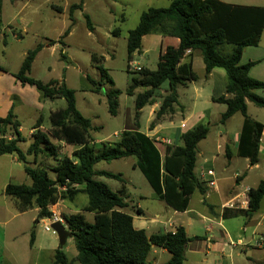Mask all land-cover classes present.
I'll return each mask as SVG.
<instances>
[{
  "label": "trees",
  "instance_id": "obj_1",
  "mask_svg": "<svg viewBox=\"0 0 264 264\" xmlns=\"http://www.w3.org/2000/svg\"><path fill=\"white\" fill-rule=\"evenodd\" d=\"M2 4L3 0H0V12ZM82 6L83 2L74 8L82 9ZM85 18L87 28L93 31L89 16ZM263 30L264 8L260 7L231 5L220 0H171L168 7L147 9L142 13L139 25L129 31L128 61L132 60L135 53L141 52L143 38L147 35L160 34L177 38L180 45L178 48H166L159 58L157 70L141 68L136 73L128 71L132 77L126 94L136 96V117H139L144 107L159 97L163 102L150 128H155L165 115L173 113L174 107L179 105L178 88L198 79L192 63H182V60L189 50L199 52L207 77L217 68L226 72V95L213 101L227 105V111L222 115V125L236 113L244 116L238 155L249 159L252 165L258 164L264 125L249 117L247 104L250 102L264 109V98L255 93L264 89V83L249 74L255 63L241 64V59L246 47L259 45ZM119 32L116 30L114 34ZM69 33L70 29L63 38ZM226 46H232L231 54L224 52ZM43 48L40 44L29 51L20 70L13 76L23 86L36 88L40 100L64 99L66 107L51 113V128L47 132L40 129L41 120L37 121L33 127L36 131L32 134V142L26 151L20 146L25 139L19 131L21 122L13 109L5 118H0V156L15 155L31 180L29 185L10 182L5 188V196L15 201L20 213L37 208L39 219H50L53 215L51 206L60 200L75 201L80 193L86 194L88 204L84 211L94 213V222H89L81 213L63 215L67 228L73 235L77 250L75 261L79 264H150L149 255L153 247L170 254V259L165 264H185L188 244L202 238H189L184 227H178L174 232L152 235H148L145 230L136 229L133 215L127 212L130 207L126 195L127 181L121 174L99 171L96 166L101 162L134 157L137 160L134 166L142 172L159 199L177 210L185 211L195 191L203 195L207 191L204 183L197 177L195 168L197 146L207 138L209 127L200 125L185 132L182 136L183 145L167 146L164 153L156 140L139 130H124L117 141L103 143L102 148L97 150L91 132L100 128L94 127L92 121L79 111L76 91L65 80L44 83L29 77ZM94 57L93 55L92 60ZM0 71L6 72L2 67ZM98 71L101 82L106 81L111 85L105 96L109 114L116 117L122 92L115 89L104 66L100 65ZM87 80L93 87L98 84L90 77ZM137 89L144 91L135 95ZM161 91L167 94L161 97ZM8 134L14 138L8 140ZM55 141L77 148L71 156L59 157L60 147ZM40 156L53 159L56 165L51 169L32 167L27 158L34 157L37 160ZM102 177L119 181L121 189L113 191L99 180ZM248 198L247 210L226 208L223 216L252 218L260 209L264 198V180L248 191ZM137 213L142 212L138 209ZM34 240L35 234L32 232L31 246ZM53 264L73 263L65 250L59 248L55 252Z\"/></svg>",
  "mask_w": 264,
  "mask_h": 264
},
{
  "label": "rangeland",
  "instance_id": "obj_2",
  "mask_svg": "<svg viewBox=\"0 0 264 264\" xmlns=\"http://www.w3.org/2000/svg\"><path fill=\"white\" fill-rule=\"evenodd\" d=\"M80 1L17 0L14 3L11 0L5 1L4 9L0 13V20L2 21V23L0 22V67L4 68L6 72L0 73V77H2L0 85L5 92L11 93L14 96L15 111L22 124L24 136L27 137L29 131L36 125L35 122L38 120H41L40 122L43 123V126L49 130L51 128L50 110L54 111L65 108V100H55L52 102L49 100L43 105V109L38 112L35 107L29 104V101L34 102L32 97H27V104L24 103L23 96L21 99L17 98L19 94L18 90L14 88L13 82L15 81L13 75L17 74L20 70L28 52L40 44L44 45L45 48H43L35 60L29 77L44 83L52 80H65L67 85L76 91L79 111L92 121L94 127L100 128L98 131L91 132L95 148L100 150L103 143L117 141L116 134L121 133L124 128H134L135 125L132 126V121L135 124L139 121L143 132L147 131L150 125L147 121L146 112L140 119L136 117V96L126 94L132 77L128 71L136 73L134 69L135 65L138 64L147 66L152 70L156 69L159 53L157 52V47L153 46L146 57H135L133 61L135 64L131 66L128 61L127 39L129 31L138 26L141 14L144 11L151 7H167L170 4V0H87V10L91 19L95 22L93 32L87 28L86 18L80 11H75L73 19H70L71 15L67 10L68 5L79 4ZM56 6L62 7L64 11L59 13ZM72 22H74V25L72 26L70 35L63 38L66 28L71 26ZM116 30L120 31L118 35L114 34ZM152 37L150 36L146 41V49L149 48L148 46L151 44L150 39ZM50 40L60 41L56 47L47 49V45L55 44L54 41ZM62 42H64V45H62ZM223 50L226 54H231L232 46H226ZM93 55L95 57L92 60ZM100 65L108 70L109 77L115 84V89L122 92L119 97V108L116 117H112L108 112L105 94L110 91L111 85L106 81L101 82V74L98 71ZM199 74L204 79V72ZM87 77L95 80L99 85L97 84L93 87L87 80ZM27 89L28 91H30L29 89H33L32 92H27V94L33 96L37 94L40 97L36 88L28 86ZM92 89H95L96 92L92 91ZM143 91V89H137L135 95ZM164 92L161 91V97H164ZM182 100L185 103L187 102L184 98ZM258 109L259 111H264L260 108ZM212 111V115H215V118L218 119L219 116L215 114L217 112L216 108L212 107ZM130 115L133 118L132 121L128 119L131 118L129 117ZM205 124L209 126L213 133L225 128L221 123L214 124L212 122L209 125L208 120L205 121ZM230 126L233 129H237L238 124L236 120L230 122ZM42 131L45 132V130ZM56 143L59 144V142ZM58 146L60 147L59 157H63L64 155L71 156L76 149L74 148L73 150L72 147L61 144ZM29 161L34 168L45 167L51 169L56 165L53 159H47L44 156L37 158L34 163H32L33 158ZM136 161L134 157H130L111 162H101L96 166V169L113 174H121L127 183L129 182L126 188V195L130 206L128 211L131 214H133L131 212L132 208L138 205L143 208L146 217L144 219L146 221L152 217L155 218V214L157 213L166 215L170 210L163 201L156 198L154 190L142 172L134 166ZM220 166L218 163L216 166L217 170L220 169ZM11 168L16 183L31 184V180L25 173L21 162L15 166H11ZM3 170L7 171L8 168L4 167ZM1 175L2 170L0 169V180ZM51 176L54 177L52 172ZM262 176H264V168H261L257 172V175L251 180L250 184L258 182ZM99 180L106 183L113 191L121 189L119 181L105 177L99 178ZM87 204V195L80 193L75 201H65L60 208L57 209L55 207L54 210L60 212L61 215H64V213H81ZM11 205L10 199L7 197V200H4L0 194V246L2 243V233L4 232L7 250L4 255L3 248L0 249V264H21L18 262L21 258L26 261L25 264H53L55 252L50 250L41 252L38 249L30 250L28 236L23 238L20 233L21 231L24 232L25 230L23 229L26 227H35L41 234V242L45 250L50 249L52 246L58 248L59 240L57 235L53 234V232H46L43 222L35 224L33 221L31 223L33 214L16 217L14 216V210L9 213L2 211H7V207L13 208ZM194 205L196 206L197 202H194ZM83 214L88 221L93 222V216L90 213ZM185 219V217L182 218V220ZM239 221H243V223L239 225L237 222H234V226H232L234 233L238 235L242 234L243 236L241 235V237L243 238L246 235L248 238L250 231L244 234L243 231L239 230V227L243 226L244 222L246 223L248 220L241 219ZM194 226L190 230L192 236L196 234L203 237L206 236V225L200 219H196ZM214 235L220 238L218 232L214 233ZM233 241L236 245L237 238L233 239ZM64 250L73 264H79V262L75 261L77 250L73 238L68 239ZM169 257L170 254L167 253V256H164L165 259L160 261L159 264L166 262ZM244 258L242 255L235 256V260ZM204 259L205 253L195 256L189 254L185 264H200Z\"/></svg>",
  "mask_w": 264,
  "mask_h": 264
},
{
  "label": "crops",
  "instance_id": "obj_3",
  "mask_svg": "<svg viewBox=\"0 0 264 264\" xmlns=\"http://www.w3.org/2000/svg\"><path fill=\"white\" fill-rule=\"evenodd\" d=\"M5 1L6 0H3L2 10L4 9ZM11 1L14 3L17 0H11ZM220 1L237 6L264 8V0H220ZM81 2H83L82 9L74 8L75 6L80 5ZM154 8H161V7H154ZM56 9L58 10L59 13H62L64 11L62 7L56 6ZM2 10L0 13H2ZM67 10L70 12L71 15L70 19H73V16L75 15V11L77 10L80 11L82 14H84V16H89L94 30L95 22H93L87 10V0H81L79 4L75 3L72 4L71 6L68 5ZM0 22L2 23L1 20ZM73 25L74 22H72L71 26H68L66 28V31L70 29V33H71V29ZM150 36H153L152 39H150L151 44H149L148 46L149 48L146 49V41L148 40V38H150ZM50 41H54L55 44L47 45L46 46L47 49L50 47H56L60 40L59 41L50 40ZM62 45H64V42H62ZM179 45H180V40L177 38L162 36L160 34H151L144 36L143 48L141 52L135 53L132 57V60L129 63L131 66L135 64L133 61L134 58L137 56L146 57V55L150 52L153 46L157 47V52L159 53L158 57L160 58L161 54L166 50V48L170 46L178 48ZM188 62L192 63L193 70L198 76V79L196 81L188 83L185 86H181L178 88L179 105H176L174 107L173 113L165 115L158 122L155 128L153 129L150 128V125L155 120L156 113L160 110V107L163 102V99L159 97L152 104L144 107L139 113V119L145 112L147 113L146 114L147 121L150 123L147 131L143 132L141 130L139 121L136 123L137 124L136 125L132 121L133 118L131 115L129 116L131 118L128 119L132 121L131 123L132 126L135 125L134 128L133 127L127 129L124 128V130H139L141 133L156 140L163 148L162 153H164V148L167 146H175V147L182 146L183 134L189 130L196 129L200 125L207 126L205 124L206 120L209 121V125H211L212 122H214V124L221 123L222 115L227 111V105L215 103L213 101V99H217L223 95H226V72L223 69L217 68L214 69L212 73L207 77L205 72V64L199 52H191L190 50L187 51L182 60V63H188ZM250 62L255 63L250 69L249 72L250 76L264 83V30L258 46H250L244 49L241 59V64H247ZM135 66H136L135 68H139V69L146 68L149 69L150 71L157 70V67L156 69L152 70L144 65L138 64ZM203 72H204V79H202V77L199 76L201 75L199 73H203ZM0 73H4V72L0 71ZM1 78L2 77H0V79ZM13 82H14V88L18 90L19 95L17 98L21 99V97L23 96L24 103L27 104L26 103L27 97L29 96L32 97L34 99V102L29 101V104H31L30 106L35 107L38 112L42 110L43 105H45L49 101V100L41 101L39 95L37 94L35 96L27 94V92H32L33 90V89H29L30 91H28L27 89L28 85L23 86L16 79ZM255 93L260 97L264 98V89L258 90ZM166 94L167 93L164 92L163 96H165ZM183 98L187 100L186 103L183 102L182 100ZM13 100H14V96L11 93L5 92L0 85V113L2 112L0 114V118H5L10 112L9 110L11 108L14 109L13 111L17 115V112L15 111V103L13 102ZM55 100L64 101V99H55ZM55 100H51V102ZM247 105H248L249 117L252 120L264 125V111L263 112L259 111L258 107H256L254 104L250 102H248ZM212 107L216 108L217 112H215V114L219 116L218 119L215 118V115H212L213 114ZM254 107L257 109H255ZM55 111L57 110L54 111L50 110V115ZM234 120H236L238 124L237 129H233L230 126V122ZM35 123H37V121ZM243 123H244V116L241 113H236L230 119H228L225 124H223V126L225 127L223 130L216 131L215 133H213L210 130L207 138L198 144L195 173L197 177L200 179V181L204 183V185L206 186L207 191L204 195L201 194L199 191H195L190 197L187 209L185 211H180L170 206L167 202L159 199V197L154 192L156 198L163 201L167 205V208L170 210L169 213H167L166 215L157 213L155 214V218L152 217L150 218V220L146 221L144 219L146 217L143 208L137 205L131 211L133 212V214H131L127 210V212L133 215L134 227L138 230H145L148 235H152L160 232H174L178 227H184L189 238L191 239L196 237L202 238V240H195L190 242L188 244L186 251V259L189 254H191V256H195L197 254L205 253V259L201 261L200 264H264V198L261 202L260 209L250 219L244 216H239L236 218H226L223 216V212L226 208L231 210H238V209L247 210L249 208L248 191L251 188H256L260 184V182L264 180V176H262V178H259L258 182H255L256 184L255 183L250 184L251 180L254 179V177L257 175V172L261 168H264V131L261 137L260 148H259V162L256 165H252L249 159L241 158L238 155V147H239L240 136L243 128ZM22 129L23 128L21 126L19 131L22 134L25 141H23L20 144V146L23 150L26 151L32 142L31 140L32 134L36 130L32 128L26 137L23 135ZM40 129L45 130V132L48 131V129H46L43 126V123H41ZM124 130H122V132ZM119 134H116L117 140L119 139ZM6 138L8 140H11L14 137L11 134H8ZM54 143H56V141ZM56 144L67 146L62 142ZM67 147H72L73 150L74 148H77L74 146H67ZM31 158H33L32 163H34L35 162L34 157ZM31 158L30 157L27 158L29 163H30L29 160ZM18 163L20 162L18 161V158L15 155L0 156V169L2 170V175L0 180L1 181L0 194L3 196L4 200H7V196H5L4 193L6 186L10 182L16 183L15 177L13 176V173L11 171L12 170L11 166H15ZM218 163L221 166L220 169L217 170L216 166ZM4 167H7L8 170L4 171L3 170ZM208 172H212L213 175H208ZM210 182H214V186H209ZM128 183L126 184V188L128 186ZM16 184H26V183H16ZM130 184L132 183L130 182ZM119 190L120 189H118L117 191ZM8 199H10V201L12 202L11 206L13 208L11 207L8 208L6 206L7 211L2 210L4 213L7 212L9 213L14 210L15 212L14 216L16 217L33 214L31 217V223L34 221L35 224H39L40 222H43L45 225L48 224L49 219H39V209L33 208L27 212L20 213L17 210L15 201L9 197ZM194 202H197L196 206L194 205ZM64 203L65 200H60L57 204L51 206L50 210L55 211L54 210L55 207L58 209ZM84 208L82 209L81 215H84L83 213H89L84 211ZM138 209L141 210L142 212L141 214L137 213ZM195 211H197L198 213ZM73 214H77V213H73ZM90 214L93 216V222H94L95 215L94 213H90ZM184 217L186 219L182 220V218ZM196 219H200L202 223L206 225L205 237L199 236L197 234L192 236L190 234V230H192L195 227L194 224L196 222ZM241 219L248 220L246 223L244 222L243 226L239 227V230L243 231L244 234L250 231V236L248 238L246 237V235L245 238H243L241 237L242 234L238 235L235 234L233 231L232 226H234V222H237V224L241 225L243 223V221H239ZM62 224H64L67 227L63 214H62ZM23 230L25 231L24 232L21 231L20 235L23 238L28 236L29 244L31 241V233L34 232L35 234V240L33 245L32 246L30 245V250L38 249L41 252L48 250L56 252L59 249V246L58 248L52 246L50 249L45 250L41 242V234L40 232L37 231L35 227L32 228L29 226V228L26 227ZM217 232L219 233L220 238L214 235V233L216 234ZM235 238H237L236 245L234 244L233 241V239ZM5 240L6 237H5V233L3 232L0 249L3 248L4 255L6 254L7 251ZM165 255L167 256V252L165 250L153 247L149 255L150 264H159L160 261L165 259L164 258ZM240 255L244 256L245 258L235 260V256H240ZM169 259L170 257L168 258V260ZM18 262H20L21 264L26 263V261L23 260L22 258L19 259ZM166 262H164L163 264H165Z\"/></svg>",
  "mask_w": 264,
  "mask_h": 264
},
{
  "label": "water",
  "instance_id": "obj_4",
  "mask_svg": "<svg viewBox=\"0 0 264 264\" xmlns=\"http://www.w3.org/2000/svg\"><path fill=\"white\" fill-rule=\"evenodd\" d=\"M53 231L58 237L59 240V248L64 249L67 244L68 239L72 238V233L68 230V228L62 224V222L58 221L51 225Z\"/></svg>",
  "mask_w": 264,
  "mask_h": 264
},
{
  "label": "built area",
  "instance_id": "obj_5",
  "mask_svg": "<svg viewBox=\"0 0 264 264\" xmlns=\"http://www.w3.org/2000/svg\"><path fill=\"white\" fill-rule=\"evenodd\" d=\"M135 71H139L140 69L139 68H135L134 69ZM208 175H213L212 172H208ZM209 186H214V182H210L209 183ZM53 215L52 217L48 220V224L45 225V231L46 232H53L55 234V232L53 231L51 225L55 222H62V215L60 212H57V211H52Z\"/></svg>",
  "mask_w": 264,
  "mask_h": 264
}]
</instances>
